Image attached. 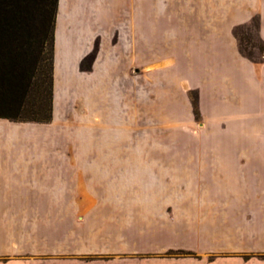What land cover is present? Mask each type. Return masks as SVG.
<instances>
[{"label":"crops","instance_id":"1","mask_svg":"<svg viewBox=\"0 0 264 264\" xmlns=\"http://www.w3.org/2000/svg\"><path fill=\"white\" fill-rule=\"evenodd\" d=\"M252 21L264 44V0H58L62 69L97 41L108 72L122 52L137 69L144 59L149 103L176 101L187 139L109 145L106 125L100 145L56 146L53 124L0 119V264H264V61L234 35ZM125 185L148 192L110 191ZM30 218L67 231L30 246ZM30 247L72 256L30 258ZM176 251L189 254L166 255Z\"/></svg>","mask_w":264,"mask_h":264},{"label":"rangeland","instance_id":"2","mask_svg":"<svg viewBox=\"0 0 264 264\" xmlns=\"http://www.w3.org/2000/svg\"><path fill=\"white\" fill-rule=\"evenodd\" d=\"M254 22L240 28H235L234 33L244 54H250L251 58L259 63L264 61V44L260 42ZM110 44H115L112 42ZM126 46L127 43H120ZM124 50V49H123ZM124 55V56H123ZM55 78L53 76V101L52 114L48 123L54 136V145L85 147L100 145L101 126H108V144L123 146H180L187 139L186 123L180 121L183 108L175 104L163 103L160 99L156 105L149 103L148 98V67H143L144 59H141V69H137L133 58L127 52L113 58L119 67L113 69L115 73L108 72L105 67L106 60L101 55L100 43L94 42L93 48L86 55L77 60L76 69H62L71 64V59L54 57ZM74 63H72L73 65ZM55 82V83H54ZM138 83H140V97H138ZM194 118L198 119L197 99L194 91H188ZM160 101V102H159ZM172 113L173 121H164ZM195 124V123H194ZM197 128L194 125L195 130ZM185 129V130H184ZM190 138V137H189ZM104 140V139H103ZM47 144V143H46ZM79 156V155H78ZM112 188V187H111ZM122 188V191H121ZM117 191L111 192H148L147 187L138 190V187L125 185ZM97 192H100L98 188ZM68 204V203H61ZM91 204V203H86ZM50 219L30 218V246L37 245L32 239L42 235L46 238L55 236V232L62 235L67 231V223L64 219L58 220L56 227L47 225ZM66 220V219H65ZM42 221H46L42 224ZM61 235V236H62ZM49 245V244H48ZM30 258L56 257L70 258L68 249L39 250L30 247ZM44 252V255L38 254ZM55 252H58L55 254ZM95 258L98 256H94Z\"/></svg>","mask_w":264,"mask_h":264},{"label":"trees","instance_id":"3","mask_svg":"<svg viewBox=\"0 0 264 264\" xmlns=\"http://www.w3.org/2000/svg\"><path fill=\"white\" fill-rule=\"evenodd\" d=\"M57 2L0 0V119L38 124L51 119ZM253 24L257 30V22ZM239 51L249 61L256 62L240 46ZM187 254L166 253L167 256Z\"/></svg>","mask_w":264,"mask_h":264}]
</instances>
